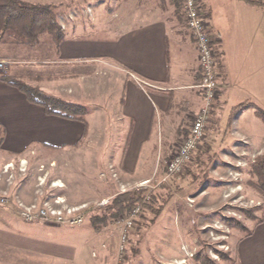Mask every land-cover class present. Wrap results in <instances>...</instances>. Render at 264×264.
Instances as JSON below:
<instances>
[{"label": "rangeland", "instance_id": "obj_1", "mask_svg": "<svg viewBox=\"0 0 264 264\" xmlns=\"http://www.w3.org/2000/svg\"><path fill=\"white\" fill-rule=\"evenodd\" d=\"M23 1L52 7L65 40L76 38L78 32L85 36V41L92 39L87 38L89 34L97 41H105L109 37V25L103 18L111 7H119V0ZM155 3L162 11L173 13L170 0H155ZM175 3L180 4L177 0ZM177 8L181 21L183 9ZM183 20L186 25L185 17ZM3 41L9 45L10 56L17 59L16 72L23 84L41 90V85L45 88L52 85L46 82L48 75L63 77L65 81L76 78V62L61 61L58 45L47 33L41 34L34 44L21 41L13 33L4 34ZM28 76L36 78L33 82L26 81ZM62 92L68 95L62 98L48 94L76 104V98L69 96L74 95L72 90ZM190 126L187 119V134L180 141L188 136ZM104 129V134L98 135L102 139L106 135ZM178 142L167 156L148 163L140 160V173L150 172L146 180L161 179ZM96 146L88 140L77 148L65 150H39L34 146L14 156L0 147V229L27 237V256L18 258L20 263L177 264L185 260L187 264H199L196 260L199 256L201 261L211 264H239L236 257L239 242L264 219V180H260L255 168L260 162L263 164L264 138L254 143L240 137L233 118L222 123L214 120L205 141L182 174L173 179L170 188L156 190L165 198L171 196L162 216L154 220L143 215L130 232L124 254L119 250L120 230L116 220L125 215L112 218L103 211L108 205H95L102 199L112 201L117 192V184L101 176L111 161L104 152L105 145ZM96 154L101 157H95ZM22 159L28 161L25 173L18 170ZM7 164H13L15 170L5 173ZM150 192L154 191L147 188L142 193ZM52 212L63 215L53 216ZM92 217L105 220L94 223Z\"/></svg>", "mask_w": 264, "mask_h": 264}, {"label": "crops", "instance_id": "obj_2", "mask_svg": "<svg viewBox=\"0 0 264 264\" xmlns=\"http://www.w3.org/2000/svg\"><path fill=\"white\" fill-rule=\"evenodd\" d=\"M175 1L170 0L174 7L170 15L155 0H119V7H111L103 18L109 25L105 41L91 34L87 38L92 39L85 41L76 32V38L58 45L61 61L76 62V78L65 81L48 75L46 82L52 85H41V90L62 98L68 95L63 90H72L74 95L69 96L87 109V125L47 115L18 89L0 81L2 151L14 156L34 146L65 150L88 140L98 148L105 145L104 152L126 182L149 178L150 172L140 173V160L148 163L169 155L172 145L187 134L188 114L202 103L197 48L184 17L178 20L177 7L182 6L184 16V3ZM248 1H261L262 6L245 0H204V6L220 54L222 96L215 120L233 118L240 137L260 143L264 138V122L258 115L264 113V1ZM8 47L0 36V61L8 64L0 77L23 80ZM102 128L103 139L98 137L104 134ZM26 241L27 237L0 229V264H22L18 258L27 256ZM236 257L239 264H264V219L239 242Z\"/></svg>", "mask_w": 264, "mask_h": 264}, {"label": "built area", "instance_id": "obj_3", "mask_svg": "<svg viewBox=\"0 0 264 264\" xmlns=\"http://www.w3.org/2000/svg\"><path fill=\"white\" fill-rule=\"evenodd\" d=\"M184 17L186 27L190 31L198 52V60L202 73V79L199 84L202 103L196 112L188 114V119L191 121V126L188 136L179 140L177 150L172 153L170 161L165 166L163 176L159 181L154 179L143 180L139 182H123L119 178V174L114 164L110 161L107 171L101 174L102 178L112 179L117 184V192L120 194L132 192L137 196L147 188L151 191H156L162 187L170 188L173 179L180 176L188 164L192 161L194 155L199 151L201 145L205 141L206 133L210 125L215 120V114L219 109L221 100L222 87L219 82V49L216 40L213 38L208 18L205 11L204 0H184ZM65 29V25H61ZM7 63L0 61V73H5ZM34 152H32V155ZM5 166V173L15 170V166L9 170V166ZM28 161L20 160L18 170L20 173H25L27 170ZM55 188V184L51 185ZM111 203L110 199H102L96 202L98 207H104ZM47 216V213H44ZM53 216L62 217L63 214H54ZM143 217V213L139 208H134L128 215L120 217L116 220L120 230V253L124 254L127 251L130 232L136 227L138 221ZM81 222V220H79ZM178 263L186 262L185 260L177 261ZM176 262V263H177ZM187 264V263H185Z\"/></svg>", "mask_w": 264, "mask_h": 264}, {"label": "trees", "instance_id": "obj_4", "mask_svg": "<svg viewBox=\"0 0 264 264\" xmlns=\"http://www.w3.org/2000/svg\"><path fill=\"white\" fill-rule=\"evenodd\" d=\"M183 2L184 0H177ZM249 4L260 5L262 2H249ZM6 33H13L24 42L34 44L38 37L47 33L56 45H60L65 40L57 18L52 10V7L42 4H33L23 0H0V36ZM0 81L18 89L22 92L27 101L33 105L42 107L49 116H56L68 120H78L87 125L84 117L87 115V109L81 105L67 102L61 98L53 97L39 89L23 84L18 79L13 77L3 76ZM245 107L240 106L237 110ZM259 117L264 122V113L259 112ZM3 143V138H0V147ZM264 164V160H262ZM257 164L255 166L258 177L264 180V165ZM158 191L150 192L149 194L133 195L132 192L120 194L116 192L113 199L107 207L103 208L110 217L116 218L120 215H128L134 208H139L144 217L150 215L153 219H158L164 213L168 206L171 196L166 198ZM106 213V214H107ZM104 218V217H103ZM92 222L105 220L102 218L92 217ZM199 264H211V261H201L199 256L196 258Z\"/></svg>", "mask_w": 264, "mask_h": 264}, {"label": "bare ground", "instance_id": "obj_5", "mask_svg": "<svg viewBox=\"0 0 264 264\" xmlns=\"http://www.w3.org/2000/svg\"><path fill=\"white\" fill-rule=\"evenodd\" d=\"M12 166H13V165H10V166H9V169H11ZM177 264H185V262H181V263H178V262H177Z\"/></svg>", "mask_w": 264, "mask_h": 264}]
</instances>
